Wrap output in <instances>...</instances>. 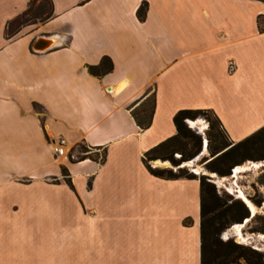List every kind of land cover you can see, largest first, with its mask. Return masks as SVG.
<instances>
[{
  "label": "crops",
  "instance_id": "0c3cea01",
  "mask_svg": "<svg viewBox=\"0 0 264 264\" xmlns=\"http://www.w3.org/2000/svg\"><path fill=\"white\" fill-rule=\"evenodd\" d=\"M259 16V0H0V264H201L199 180L143 157L180 110H211L234 143L264 126Z\"/></svg>",
  "mask_w": 264,
  "mask_h": 264
},
{
  "label": "trees",
  "instance_id": "16d2710c",
  "mask_svg": "<svg viewBox=\"0 0 264 264\" xmlns=\"http://www.w3.org/2000/svg\"><path fill=\"white\" fill-rule=\"evenodd\" d=\"M264 2V0H259ZM143 4L137 16L144 19ZM259 30L264 31V17L259 16L257 20ZM112 69V63L108 58H103L96 66H89L88 71L100 76L108 73ZM155 106V94H150L142 103L131 111V114L141 130L147 129L151 125L152 115ZM205 118L209 123L206 132L208 140L209 159L207 168L210 172L219 177L231 175L232 170L247 161H264V126L239 142H232L224 130L221 122L211 110L204 109H184L178 111L173 122L177 133L175 136L166 139L155 147L148 150L143 157V163L149 172L157 177L166 179H198L200 183V229H201V264H230L237 263L242 259L244 264H264L263 254L251 250L249 247L235 243L232 239L222 241L221 232L230 224L242 223L249 218L248 207L241 200L234 199L229 202L224 201L219 195L216 186L205 176L197 177L188 173L183 168L173 171L172 169H153L149 162L152 160L170 161L178 167L186 160V157L196 155L188 152V147L201 148L202 137L195 134L188 125L189 121L198 118ZM82 159L91 157L90 149L82 147ZM180 153L181 157L175 159L173 155ZM104 156L100 159L103 161ZM64 177H67V170L62 169ZM261 205V201L255 202ZM260 226L255 232L264 233V216L259 217ZM191 222H185L189 225Z\"/></svg>",
  "mask_w": 264,
  "mask_h": 264
},
{
  "label": "rangeland",
  "instance_id": "374dc122",
  "mask_svg": "<svg viewBox=\"0 0 264 264\" xmlns=\"http://www.w3.org/2000/svg\"><path fill=\"white\" fill-rule=\"evenodd\" d=\"M33 15L40 17L42 15L41 9L38 8L36 12H33ZM188 125L195 134L202 137V146L199 149L189 146V153H194L196 150L199 152L194 156L186 157V160L178 167L173 166L170 161H165L169 164L167 169L176 171L178 168H183V170L196 175L198 178L205 176L216 186L219 195L224 201L229 202L238 199L245 203L250 213L249 218L242 223L228 225L221 232L220 239L222 241L232 239L237 244L249 247L264 256V233L255 232L261 224L259 217L264 216V161H247L235 167L231 175L219 177L215 173L210 172L206 165L209 159L208 140L206 138L209 123L205 118L201 117L194 121H189ZM173 157L178 159L181 155L178 152ZM153 161L149 162L151 167H153ZM256 201H261V205H257ZM230 264H244V261L238 259L237 263L230 262Z\"/></svg>",
  "mask_w": 264,
  "mask_h": 264
},
{
  "label": "built area",
  "instance_id": "2783aa9c",
  "mask_svg": "<svg viewBox=\"0 0 264 264\" xmlns=\"http://www.w3.org/2000/svg\"><path fill=\"white\" fill-rule=\"evenodd\" d=\"M54 146V151L57 156H67V151H66V140L63 138H60L53 142Z\"/></svg>",
  "mask_w": 264,
  "mask_h": 264
},
{
  "label": "water",
  "instance_id": "95a60500",
  "mask_svg": "<svg viewBox=\"0 0 264 264\" xmlns=\"http://www.w3.org/2000/svg\"><path fill=\"white\" fill-rule=\"evenodd\" d=\"M34 49L44 50L45 48H43L42 46L34 45ZM152 163L155 166H159V167H166L167 166V163L165 161H161V160H154Z\"/></svg>",
  "mask_w": 264,
  "mask_h": 264
}]
</instances>
